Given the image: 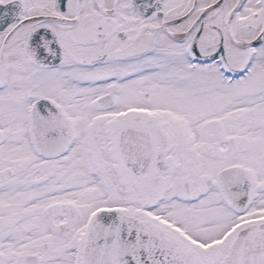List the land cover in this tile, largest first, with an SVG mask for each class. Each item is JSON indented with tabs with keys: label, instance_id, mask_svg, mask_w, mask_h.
Segmentation results:
<instances>
[{
	"label": "snow or ice",
	"instance_id": "1",
	"mask_svg": "<svg viewBox=\"0 0 264 264\" xmlns=\"http://www.w3.org/2000/svg\"><path fill=\"white\" fill-rule=\"evenodd\" d=\"M0 264H264V0H0Z\"/></svg>",
	"mask_w": 264,
	"mask_h": 264
}]
</instances>
